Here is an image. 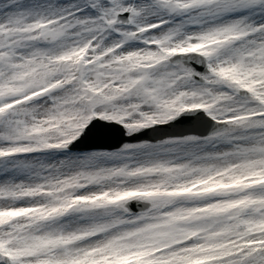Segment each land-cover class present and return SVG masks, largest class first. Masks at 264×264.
Masks as SVG:
<instances>
[{
  "label": "snow or ice",
  "instance_id": "6c2138e0",
  "mask_svg": "<svg viewBox=\"0 0 264 264\" xmlns=\"http://www.w3.org/2000/svg\"><path fill=\"white\" fill-rule=\"evenodd\" d=\"M0 264H264V0H0Z\"/></svg>",
  "mask_w": 264,
  "mask_h": 264
}]
</instances>
